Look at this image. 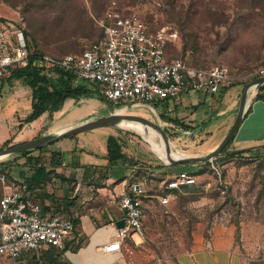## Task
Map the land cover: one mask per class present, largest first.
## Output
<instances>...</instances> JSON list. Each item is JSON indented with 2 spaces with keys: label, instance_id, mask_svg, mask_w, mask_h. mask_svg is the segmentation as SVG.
I'll return each mask as SVG.
<instances>
[{
  "label": "rangeland",
  "instance_id": "374dc122",
  "mask_svg": "<svg viewBox=\"0 0 264 264\" xmlns=\"http://www.w3.org/2000/svg\"><path fill=\"white\" fill-rule=\"evenodd\" d=\"M113 1L124 13H138L153 30L164 27L173 33L168 44L170 57H181L194 67L226 65L231 69V83L244 86L259 76L257 70L264 67V0H255L252 6L250 0H0V20L22 27L29 41L40 51L64 56L81 52L87 42L101 36L97 20ZM9 75L10 72L0 79V92L12 84L21 89L28 86L21 80L10 79ZM89 84L98 87L97 84ZM195 95V92L181 94L183 100H191ZM241 95L239 93V99H242ZM239 99L231 111L227 128L219 138H216L218 129L207 126L210 120L222 118L218 114L221 108L217 99L210 104L206 101L198 105V110L188 101L177 103L172 100L165 105L163 102L143 103L142 108L150 111L152 116L149 120L153 122L172 120L183 128L170 133L164 127L168 141L173 142L171 147L174 151L202 156L218 146L228 133L239 109ZM89 101L99 106L93 107L89 115L82 118L71 110L63 114L46 111L45 116L40 117L38 130L29 139L53 133L57 126L58 129L66 128L107 114L126 104L105 102L102 108L98 94L78 103L84 106ZM128 107L132 114L144 117L133 110L130 103ZM152 107L157 109L156 112ZM194 111L198 114L193 125L189 121ZM93 131L96 130L76 134L75 139L86 143ZM97 131L100 132L95 140L90 139L95 148L107 146V138L115 136L122 150L130 155L140 156L145 151L155 161H163L149 140L131 128L115 125ZM156 139L160 144L158 132ZM17 143L11 138L0 148ZM52 145L44 150H49ZM248 147L236 149L231 143L226 152L211 160L173 163L172 172L152 176L147 186L148 196L144 197L147 213L145 232L137 241L131 237L124 242L127 261L130 264L166 262L192 249L198 244V239L202 241L201 245H206L215 234L231 240V247L241 255L244 264L264 260V143ZM41 153V149L29 152L32 158L47 161L46 155ZM27 157L18 153L1 158L0 174L5 172L9 176L17 166H24L23 161ZM180 168L195 175L197 183L184 186L167 204H163L156 195L163 193L168 175H173L176 173L174 170ZM0 264H9L8 258L0 256Z\"/></svg>",
  "mask_w": 264,
  "mask_h": 264
},
{
  "label": "built area",
  "instance_id": "2783aa9c",
  "mask_svg": "<svg viewBox=\"0 0 264 264\" xmlns=\"http://www.w3.org/2000/svg\"><path fill=\"white\" fill-rule=\"evenodd\" d=\"M0 20V79L9 67L24 68L34 60L46 72L62 69L73 73L75 82L94 83L99 92L116 104L128 108L143 103L164 102L183 92L205 91L220 94L232 81L231 69L226 66L194 67L181 57H170L168 44L173 33L166 28L153 30L135 12L124 13L113 1L97 20L102 35L87 42L79 53L53 56L31 46L22 27ZM264 74V67L256 72ZM156 112V108L152 107ZM170 133L183 130L173 121L162 122ZM189 132V131H188ZM40 163H37V165ZM132 180L120 197L119 209L125 218L118 228V239L101 246L103 251H119L123 243L145 232L147 213L144 197L155 167L137 159L131 168ZM8 174H0L3 194L0 197V256L13 264H26L28 251L47 247L65 250L74 237V221L62 214L44 213L40 203L28 199L26 183H15ZM197 183L195 175L182 170L168 175L163 193L156 195L163 204L174 196V190Z\"/></svg>",
  "mask_w": 264,
  "mask_h": 264
},
{
  "label": "crops",
  "instance_id": "0c3cea01",
  "mask_svg": "<svg viewBox=\"0 0 264 264\" xmlns=\"http://www.w3.org/2000/svg\"><path fill=\"white\" fill-rule=\"evenodd\" d=\"M28 87L21 89L12 84L9 88L5 86L1 89L0 146L11 138H14V141H18V143L29 139L40 126L41 116L33 121L26 120L32 111L33 102L32 90ZM244 89L245 86L241 83L231 86L221 94H206L204 103L208 101L210 104L213 99H217L221 108V112L218 111V114H221L222 118L210 120L207 125L210 128L218 129L216 138H219L227 128L231 120V111L239 99V93L242 94ZM195 93L194 99L183 100L180 95L164 101L163 105L170 100L177 103L188 101L194 105L195 110L196 108L198 110L202 91H195ZM256 95L250 97L248 106L250 112L245 114L233 139L232 145L236 149L249 148L248 146L264 143V100L257 99ZM81 100L83 98L67 99L63 102V106L54 113L63 114L71 110L74 115L82 118L89 115L93 107L99 106L98 103L91 101L83 106V104L78 103ZM100 102L104 108L105 102L103 100ZM45 114L43 115L45 116ZM196 114L198 113L194 111L193 117L189 121L190 124H196ZM165 121L171 122L172 120L162 119L160 124L162 125V122ZM96 131L89 135L92 141L100 132ZM75 138L77 137L74 135V137L60 139L61 141L53 143L47 151L44 150L45 147L42 148L41 154H45L47 159L43 163L50 168L54 167L55 173L45 186L27 188L29 192L27 197L32 202L40 203L46 214L57 213L73 221L80 220L82 229L79 235L83 239L80 242L74 233L73 239L68 240L65 250L60 251L53 247H47L42 251H28L24 255V260L26 264H130L126 259V252L123 250L125 243L119 251H103L101 246L118 239L116 221L124 218L118 203L121 195L128 190L132 180L134 171L131 169L133 165L131 159L140 158V160H144L155 167L156 170L151 174L150 179L156 173L168 174L172 172L175 164L155 161L152 155L147 152L144 153L145 151L139 156L137 154L130 155L124 150L123 152L128 158L111 164L106 158V145L98 149V147H93L90 139H84L86 142L84 143ZM53 151L60 153L57 155L59 156L57 164H50ZM27 156L31 155L28 154ZM37 163L41 162L36 158H33L31 162L27 157L23 161L24 166H17L8 178H11L10 180L15 183L23 182V180L26 183V179L32 176ZM182 170L185 169L180 168V170L174 171L177 173ZM2 194L3 187L0 188V197ZM132 238L137 241V238L141 237L134 235ZM200 242L202 241L198 239L196 246L179 254L175 259L166 262L157 260L150 264H244L241 255L231 247L229 238L218 237L215 234L206 245H201ZM78 243L80 244L76 249ZM4 258L7 259V257ZM8 261L9 264H13L11 259L8 258Z\"/></svg>",
  "mask_w": 264,
  "mask_h": 264
},
{
  "label": "trees",
  "instance_id": "16d2710c",
  "mask_svg": "<svg viewBox=\"0 0 264 264\" xmlns=\"http://www.w3.org/2000/svg\"><path fill=\"white\" fill-rule=\"evenodd\" d=\"M250 5H254L255 0H250ZM101 30V29H100ZM27 34V32L25 31ZM102 35V31H101ZM29 40V39H28ZM30 42V41H29ZM31 46H34L33 43L30 42ZM40 51V50H39ZM43 52V51H41ZM44 53V52H43ZM10 79H18L24 82L25 85H28L32 90V111L27 117V121H33L40 116H42L46 111L53 113L58 111L62 106L63 102L70 98L81 99L93 96V94H98L100 99L104 102H112L107 99L104 95L99 92V87L95 88V86L85 83V82H75V77L73 73L64 71L62 69H56L52 72H46L42 69L41 66L35 64L33 60L30 65L24 68H16L9 67ZM235 85L234 83H228L223 91H226L231 86ZM259 92L256 95L257 99L264 100V84L259 85ZM206 92L203 91L200 97V105L204 104V99L206 97ZM250 112V109L247 110L246 115ZM189 127V125H186ZM76 136V135H75ZM74 137V135L72 136ZM233 142V138L229 141L227 146L222 150L221 153L226 152L229 148L230 144ZM2 149V148H0ZM42 150V148H39ZM34 150V149H32ZM23 151L20 154L28 155L30 151ZM60 153L58 151L52 152V160L50 164H57V160L59 159ZM56 158V160H55ZM107 160L111 164H116L120 160H125L128 157L122 150V146L119 143L118 139L115 136H109L107 138ZM28 159L32 162V157L28 156ZM54 160V162H53ZM136 160L131 159V163L134 164ZM37 165V164H36ZM55 173L54 167L50 168L47 164L41 162L38 164L32 176L26 179L27 188H36L45 186L51 179L52 175ZM180 190L175 189L174 192L177 193ZM75 229V237L78 239H83L79 233L81 232V221L76 219L74 221ZM130 238V237H129ZM128 238V239H129ZM69 244V243H68ZM78 243L76 245V249L79 247ZM67 248V247H66ZM249 264H264V260H252Z\"/></svg>",
  "mask_w": 264,
  "mask_h": 264
},
{
  "label": "water",
  "instance_id": "95a60500",
  "mask_svg": "<svg viewBox=\"0 0 264 264\" xmlns=\"http://www.w3.org/2000/svg\"><path fill=\"white\" fill-rule=\"evenodd\" d=\"M263 84H264V74L259 75L253 81L246 83L245 89L241 95L242 99H240L239 109L232 126L230 127L228 133L226 134L222 142L218 146L213 148L210 152H208L206 155L190 156V157H184L178 155L176 158L172 157L171 154L176 153V151H174L171 145H169L170 142L167 139L166 132L160 123L153 122L145 117L135 114L121 115L118 114L117 109H115L110 113L98 115L95 118H88L85 121L66 127L62 129L60 132L48 133L33 139H29L11 145L9 147L2 148L0 149V159L5 156L21 153L23 151L43 148L54 142L59 141L60 139L67 138L82 132L95 130V129L97 130L99 128L108 127V126L120 125L122 121L129 120L139 123L140 125L143 126L148 125L158 132L160 136V142L163 144V148L165 149V157L160 155L158 152L157 154L160 157V159H162L163 161L168 163L205 162L207 160L213 159L215 156L221 153L222 150L227 146L229 141L232 138L234 139L248 110L249 100H250V93H249L250 88L254 85L258 87L259 85H263ZM124 225H125V218L116 221V226L118 228L124 227Z\"/></svg>",
  "mask_w": 264,
  "mask_h": 264
},
{
  "label": "bare ground",
  "instance_id": "6f19581e",
  "mask_svg": "<svg viewBox=\"0 0 264 264\" xmlns=\"http://www.w3.org/2000/svg\"><path fill=\"white\" fill-rule=\"evenodd\" d=\"M257 90H258V87L256 85L252 86L250 88V90H249L250 97H253L257 93ZM133 110H136L137 112H139V114L143 115L144 117H146L148 119L152 116L150 111H148V110H146L145 108H142V107H137V108H134ZM129 111L130 110L128 108H126V107L117 109V113L121 114V115L132 114ZM120 125L122 127L131 128V129L137 131L138 133L142 134L143 136H145V138H147L149 140V143L152 145V147L155 150H157V152L160 155L165 157V149L163 148V144L162 143H160V144L158 143V140L156 139L157 131L155 129L148 128V127H146V125L143 126V125H140L139 123H136V122H133V121H129V120L122 121L120 123ZM57 127H55L53 129L54 133L60 132L62 129L65 128L64 127V128H59L58 129ZM172 144H173V142L170 141L169 145H172ZM178 155H181V156H184V157H190V156H195L197 154H192V153L181 151V150H177L176 153L171 154V156L174 157V158H176Z\"/></svg>",
  "mask_w": 264,
  "mask_h": 264
}]
</instances>
